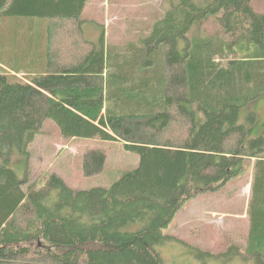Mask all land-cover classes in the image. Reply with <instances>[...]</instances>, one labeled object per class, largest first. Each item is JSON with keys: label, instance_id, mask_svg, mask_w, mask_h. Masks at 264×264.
<instances>
[{"label": "trees", "instance_id": "1", "mask_svg": "<svg viewBox=\"0 0 264 264\" xmlns=\"http://www.w3.org/2000/svg\"><path fill=\"white\" fill-rule=\"evenodd\" d=\"M88 1L0 0V14L41 23L44 64L22 79L0 72V264H163L182 205L221 192L252 159L244 248L193 256L264 264V134L248 136L253 111L240 122L264 96V0H169L147 35L118 44L82 37ZM45 121L138 163L107 187L52 173L24 188L12 159L27 160ZM106 157L85 151L82 174L102 173Z\"/></svg>", "mask_w": 264, "mask_h": 264}, {"label": "rangeland", "instance_id": "2", "mask_svg": "<svg viewBox=\"0 0 264 264\" xmlns=\"http://www.w3.org/2000/svg\"><path fill=\"white\" fill-rule=\"evenodd\" d=\"M168 3L169 0H91L81 19L82 37L98 42L104 33L106 44L136 42L148 34L155 21L162 18ZM257 5L264 8V1ZM252 111L256 120L249 125L250 138L264 134V96L241 110L240 122L247 123L246 116ZM90 149L105 151L106 163L102 173L85 177L81 171L82 157ZM28 152L25 161L18 156L12 159V165L19 170L18 176L28 178L24 188L31 182L44 181L45 176L52 173L59 175L73 189L107 187L113 178L133 169L138 163L137 155L125 152L119 143L97 139L67 140L49 121L42 124ZM253 161L246 164L243 173L230 180L221 192L197 196L182 205L163 231L177 240L160 247L163 264H203V258H194L195 249L222 256L230 246L244 248ZM222 258L208 264H243L233 257Z\"/></svg>", "mask_w": 264, "mask_h": 264}, {"label": "crops", "instance_id": "3", "mask_svg": "<svg viewBox=\"0 0 264 264\" xmlns=\"http://www.w3.org/2000/svg\"><path fill=\"white\" fill-rule=\"evenodd\" d=\"M90 2L91 0L86 4L81 18ZM42 31V25L37 20L13 18L0 14V72L22 79L24 75L43 71L42 58L36 64L37 56L35 54L42 50L36 41ZM27 52H31V54L27 55ZM250 173L252 179L253 169ZM250 182L251 180H249V187Z\"/></svg>", "mask_w": 264, "mask_h": 264}]
</instances>
